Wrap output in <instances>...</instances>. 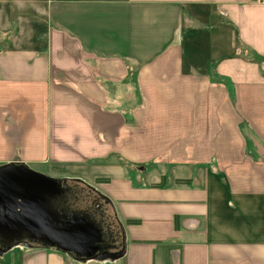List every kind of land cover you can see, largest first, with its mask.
I'll return each instance as SVG.
<instances>
[{"label": "crops", "instance_id": "1", "mask_svg": "<svg viewBox=\"0 0 264 264\" xmlns=\"http://www.w3.org/2000/svg\"><path fill=\"white\" fill-rule=\"evenodd\" d=\"M7 165L108 199L123 255L0 264H264V0H0Z\"/></svg>", "mask_w": 264, "mask_h": 264}, {"label": "water", "instance_id": "2", "mask_svg": "<svg viewBox=\"0 0 264 264\" xmlns=\"http://www.w3.org/2000/svg\"><path fill=\"white\" fill-rule=\"evenodd\" d=\"M66 186V181L24 166L0 167V245L3 251L21 242L25 235L79 259L123 255V252L97 254L95 247L100 231L88 220L61 219L54 203ZM105 202L110 204L108 199Z\"/></svg>", "mask_w": 264, "mask_h": 264}, {"label": "flooded vegetation", "instance_id": "3", "mask_svg": "<svg viewBox=\"0 0 264 264\" xmlns=\"http://www.w3.org/2000/svg\"><path fill=\"white\" fill-rule=\"evenodd\" d=\"M62 220H88L100 231L97 254L117 252L122 247V230L109 205L80 186L67 184L54 203Z\"/></svg>", "mask_w": 264, "mask_h": 264}, {"label": "rangeland", "instance_id": "4", "mask_svg": "<svg viewBox=\"0 0 264 264\" xmlns=\"http://www.w3.org/2000/svg\"><path fill=\"white\" fill-rule=\"evenodd\" d=\"M142 168L146 170L143 172V178L146 179L149 177L150 173L153 172V169L151 167H146V166H142ZM43 172H46V171H43ZM48 177H55V176L49 175ZM56 177H58V176H56ZM59 178H61V177H59ZM62 180H64V179H62Z\"/></svg>", "mask_w": 264, "mask_h": 264}, {"label": "trees", "instance_id": "5", "mask_svg": "<svg viewBox=\"0 0 264 264\" xmlns=\"http://www.w3.org/2000/svg\"><path fill=\"white\" fill-rule=\"evenodd\" d=\"M100 181H103V180H102V179H99V182H100ZM158 186H159V187L164 186V181H163L161 184H159ZM132 223H136V222L134 221V222H132Z\"/></svg>", "mask_w": 264, "mask_h": 264}]
</instances>
